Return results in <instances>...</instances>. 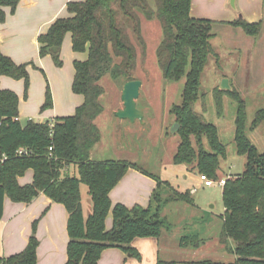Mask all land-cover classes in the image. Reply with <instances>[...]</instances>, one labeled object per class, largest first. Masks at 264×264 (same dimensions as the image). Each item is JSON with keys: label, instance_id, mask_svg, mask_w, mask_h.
Here are the masks:
<instances>
[{"label": "trees", "instance_id": "obj_1", "mask_svg": "<svg viewBox=\"0 0 264 264\" xmlns=\"http://www.w3.org/2000/svg\"><path fill=\"white\" fill-rule=\"evenodd\" d=\"M21 0H0V22H5L9 7L14 13ZM192 0H83L67 4L69 16L57 18L45 33L38 36L41 57L51 54L57 66L62 65L60 48L66 34H71L72 50L88 52L86 60H74L75 75L72 90L84 95V102L72 115L58 116L39 122L19 119V96L11 89H0V220L5 198L30 203L40 193L67 209V261L65 264H97L103 251L117 247L128 255L141 259L132 245L135 238H160L171 223L161 215V207L171 201L194 205L190 191L179 192L160 175L127 159L95 160L94 147L101 140L96 124L103 113L104 88L101 79L110 74L114 79L133 80L137 65V48L146 52L142 17L158 19L162 39L156 49L157 62L168 81L185 78L182 102L173 105L170 113L179 123L180 136L173 155L174 164H185L199 174L213 180L221 179V159L227 157V146L219 139L218 128L206 120L203 112L195 110L200 98L202 73L211 56L218 57L211 39L215 36L210 18L191 15ZM240 27L247 35L258 37L262 21L249 22L243 17L222 21ZM58 50L54 51L53 48ZM218 59V58H217ZM31 62L16 63L0 47V78L23 79L25 94L30 85ZM34 67V65H32ZM221 109L222 95L237 101L234 139L237 152L245 155L243 173L229 176L222 187L224 212L221 242L236 255L230 264H264V152H259L247 135V113L244 99L237 89H215ZM205 106V105H204ZM53 107L48 88L41 111ZM264 122V108L255 113L251 129ZM53 123V125H51ZM20 148L24 153L18 154ZM51 148V149H50ZM71 167L74 172L71 171ZM136 169L157 181L151 203L144 207L113 204L110 192L130 169ZM33 170V180L20 184L19 177ZM87 185L93 202L88 217L84 216L81 185ZM167 188V194L162 188ZM155 209L153 210V207ZM112 212L113 225L106 228ZM36 224L26 247L7 257L0 256V264H36L39 239ZM168 226V227H167ZM206 242L201 234L183 233L180 247L199 248ZM156 264H178L176 260L158 258ZM194 264H225L211 259Z\"/></svg>", "mask_w": 264, "mask_h": 264}, {"label": "rangeland", "instance_id": "obj_2", "mask_svg": "<svg viewBox=\"0 0 264 264\" xmlns=\"http://www.w3.org/2000/svg\"><path fill=\"white\" fill-rule=\"evenodd\" d=\"M194 4L203 12L202 18L218 21L213 28L215 36L211 39L218 59L211 56L205 66L200 88L204 99L200 98L196 102L195 110L203 112L205 107L203 114L206 120L217 126L219 139L227 146V157L220 162V175L236 176L244 172L246 163L245 155L238 154L234 139L237 101L228 95H222L220 109L215 98V89H219L223 78H228L230 86L237 89L246 105L247 135L258 151L264 152V122L251 129L256 111L264 108V0H235V7L231 0H194ZM198 10L196 9L197 12ZM230 14H238L231 21L238 19L239 15L249 22L256 17L255 21H262V29L258 37L247 35L240 27L220 23L230 20L231 18L228 17ZM141 19L146 53L144 54L140 47L137 48V65L132 76L142 83L137 106L144 110L145 116L143 120L132 122L116 115L117 111L124 107L121 95L126 82L124 78L114 79L110 74L105 75L100 81L104 88L102 103L105 113L99 121L105 132V138L97 148L94 158L96 160L127 159L161 176L165 170L168 171L170 165H173L172 158L180 141L179 134L172 132L175 117L170 113V108L181 104L185 78L179 81H168L164 78L156 56V49L162 39L161 23L158 19L147 20L144 17ZM25 47L30 51L27 62H31L34 67L29 72L30 85L27 93L25 94L23 79H19L22 82L18 89L25 98L28 97L29 91L32 92L33 101L41 96L46 99L48 88L53 97V88L57 90V83L69 71L74 74V54L68 45V35L64 37L59 51L61 66L55 64L51 54L41 57L40 54L35 53L31 43L26 44ZM28 107L33 106L28 104ZM29 118L26 116L21 120L24 123ZM124 125L128 128L126 129ZM221 188L215 184L196 190L193 195L194 203L197 204L200 200L210 214L200 210L192 209L190 212L189 209H182L180 214L185 213L183 219H186L187 224H182L184 220L177 224V219L181 218L180 214L175 216L171 209L168 210L166 219L172 225L169 228H176L177 232L180 230V234H183L188 232L187 230L193 231L192 228L210 218L214 226L211 228H220L224 208ZM83 190L88 192L87 185L83 184ZM211 204L215 205L213 209H210ZM195 216L196 219L193 218ZM36 220L37 232L39 218ZM209 254L214 261L225 264L232 262L228 252L215 251ZM180 256L174 254L172 260L178 261Z\"/></svg>", "mask_w": 264, "mask_h": 264}, {"label": "crops", "instance_id": "obj_3", "mask_svg": "<svg viewBox=\"0 0 264 264\" xmlns=\"http://www.w3.org/2000/svg\"><path fill=\"white\" fill-rule=\"evenodd\" d=\"M71 1L83 0H21L14 13H11L10 8L6 7V21L0 22V47L2 52L10 56L16 63H25L30 57L29 48H26L25 45H30L31 43L34 46L33 50H35V53L39 54L38 36L45 33L57 18L69 16V13H65L68 12L67 4ZM196 9L198 10L194 4V0H192L191 15L202 18L203 12L199 10L197 12ZM236 15L238 14H230L228 17L231 19L227 21L235 19ZM239 17L243 16L239 15ZM256 18L250 20L257 22L255 21ZM67 35L68 45H70L72 50L71 34L68 33ZM72 52L74 60H86L88 57L87 51L83 53L72 50ZM17 58H20V60ZM31 68H33L32 65L29 66V72ZM74 75L75 68L74 74L69 71L57 83V90L53 88V107L44 111H41V105L45 100L43 96L37 98L35 101H33L32 92L30 91L27 98L22 96L21 91L18 89L22 80L2 76L0 78V89H11L18 94L19 119L29 116V119L39 122L51 121L58 116L74 114L76 108L84 102V95L75 93L72 90ZM28 104L33 107H28ZM142 111L144 112V110ZM104 113L105 109L96 120V124L101 131V140L91 153L92 159H95L94 154L105 138V132L99 124ZM124 127L128 128L126 125ZM74 170L71 167V171L74 172ZM160 177L163 181L169 182L175 190L179 192L190 191L192 195L195 194L197 189L209 187L205 186L200 180L198 172L188 168L185 164L173 163V165L169 166L168 171L165 170V173ZM221 177L227 178L229 176L221 174ZM32 180V169H29L24 176L19 177V182L22 185L30 183ZM156 188L157 181L154 178L139 170L130 168L111 190L110 198L113 204L119 202L128 207L136 204L147 207L151 203V195ZM162 190L164 194H167L168 190L166 187H163ZM81 195L83 213L85 217H88L92 212L93 202L90 201L89 192L83 190V185H81ZM152 207L154 210L155 206ZM214 207L215 205L211 204L210 209ZM170 209L174 212L175 216L178 213L180 214L182 209H189L188 211L190 212L192 209L200 210L210 214L209 210L206 209V206L200 200L197 204L194 203V205L183 201L168 202L161 207V215L168 218V210ZM224 210L225 208H223V212ZM184 216L185 213L183 212L179 216L182 219L176 218L177 224L181 220H184L182 224H187L186 219H183ZM38 218L36 234L39 239V246L37 248L36 264H65L68 258L67 245L69 241L67 209L65 205L54 202L44 193H40L30 203L14 202L9 197L5 198L4 213L0 220V256L7 257L22 251L32 235V223ZM193 218L196 219L197 217ZM210 219H206L203 223L192 228L193 231L187 230L188 232H184L201 234L206 238V242L199 248L180 247L178 241L182 235L180 234L181 231L177 232L176 228H169L172 227L169 224L168 229L164 228L163 234L159 239L155 237H138L133 240L132 245L140 252L141 259L128 255L120 248L111 247L103 251L97 264H156L159 257L172 260L174 259L172 258L174 254L181 255V258H178L179 264H194L195 261L202 259L213 260V257L209 253L215 251L230 253V261L234 262L236 255L231 252V248H233L232 242L228 241V247L221 242L222 222L220 228L215 229L211 228L214 226L211 224ZM112 225L113 216L110 211L106 219V228L110 229Z\"/></svg>", "mask_w": 264, "mask_h": 264}, {"label": "water", "instance_id": "obj_4", "mask_svg": "<svg viewBox=\"0 0 264 264\" xmlns=\"http://www.w3.org/2000/svg\"><path fill=\"white\" fill-rule=\"evenodd\" d=\"M232 5L235 7V0H231ZM54 51H57L58 48L54 47ZM141 81L138 79H133L127 81L122 89V101L124 107L117 111L116 115L121 119H129L134 122L135 120H143L144 113L137 106V99L140 95ZM221 89H230V83L228 78H223ZM179 129V123L175 122L172 126V132H177Z\"/></svg>", "mask_w": 264, "mask_h": 264}, {"label": "built area", "instance_id": "obj_5", "mask_svg": "<svg viewBox=\"0 0 264 264\" xmlns=\"http://www.w3.org/2000/svg\"><path fill=\"white\" fill-rule=\"evenodd\" d=\"M51 125H53V123H51ZM24 151H25V149L20 148L18 150V154H22V153H24ZM199 178L204 183L205 186H209V187L214 186L215 184L223 187L226 183V180H227L226 178H221L219 180H213V179L209 178L206 174H199Z\"/></svg>", "mask_w": 264, "mask_h": 264}]
</instances>
